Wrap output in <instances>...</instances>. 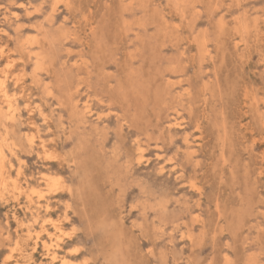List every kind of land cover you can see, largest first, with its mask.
I'll use <instances>...</instances> for the list:
<instances>
[{"label":"rangeland","instance_id":"1","mask_svg":"<svg viewBox=\"0 0 264 264\" xmlns=\"http://www.w3.org/2000/svg\"><path fill=\"white\" fill-rule=\"evenodd\" d=\"M22 2L0 0L22 186L0 197V264L57 240L53 264H264V0Z\"/></svg>","mask_w":264,"mask_h":264},{"label":"bare ground","instance_id":"2","mask_svg":"<svg viewBox=\"0 0 264 264\" xmlns=\"http://www.w3.org/2000/svg\"><path fill=\"white\" fill-rule=\"evenodd\" d=\"M29 2V0H23V2L20 4V5H22V7H26L27 6V3ZM180 2V1H179ZM184 2V1H183ZM190 2V1H189ZM238 2V1H237ZM170 3V2H169ZM134 4H135V0H129V2H128V5L130 6V7H133L134 6ZM191 4V3H190ZM195 4V3H194ZM213 4V3H212ZM187 5V4H186ZM168 6V5H167ZM178 6V5H177ZM193 7V6H192ZM191 8V7H190ZM198 9V8H197ZM176 10H178V9H176ZM173 11V10H172ZM187 11V10H186ZM197 11V10H196ZM199 11V10H198ZM210 14V13H209ZM17 15H14L13 16V14H12V17H16ZM11 18V16H9V15H7L6 13H4V19L5 20H8V19H10ZM226 19V18H225ZM126 22H127V20H126ZM128 23V22H127ZM137 25H138V23H136ZM85 25V24H84ZM141 27L142 26H144V23H141V24H139ZM179 25V24H178ZM82 27V26H81ZM246 27V26H245ZM248 27V26H247ZM247 29V28H246ZM83 30V29H82ZM85 32V31H84ZM165 33V32H164ZM216 33V32H215ZM117 34V33H116ZM250 34V33H249ZM254 34V33H253ZM259 34V33H258ZM62 35V34H61ZM187 35V34H186ZM257 35V34H256ZM39 36V35H38ZM71 36V35H70ZM27 36H24V38H23V41H24V39L26 38ZM262 37V36H261ZM33 38V37H32ZM31 38V39H32ZM254 38V37H253ZM27 40H28V37L26 38ZM25 39V40H26ZM40 39V38H39ZM94 39V38H93ZM262 39V38H261ZM260 39V40H261ZM33 40V39H32ZM35 40V39H34ZM56 40H57V38H56ZM36 41V40H35ZM40 41V40H39ZM174 41V40H173ZM188 41V40H187ZM229 41V40H228ZM31 42V40L28 42V46L29 47H31L32 46V42ZM37 42V41H36ZM254 42V41H253ZM33 43H34V41H33ZM67 43V42H66ZM68 44V43H67ZM64 45V44H63ZM216 45V44H215ZM17 47V46H16ZM259 48V47H258ZM255 49V48H254ZM259 50V49H258ZM36 51H38V50H36ZM35 51V52H36ZM39 52V51H38ZM20 53V52H19ZM26 53V52H25ZM124 53H126V52H124ZM29 54L30 55H32L34 58H35V68L37 69V70H39L40 68H42L41 67V65H43V64H41V61L43 62V60H42V57H41V55L40 54H38V53H31V51L29 50ZM127 54V53H126ZM260 56V55H259ZM44 58H45V56H43ZM23 58V57H22ZM146 60V59H145ZM13 61V60H12ZM44 63V62H43ZM7 64H9V66L12 64L11 62L10 63H7ZM35 69V70H36ZM44 69V68H43ZM48 73V72H47ZM52 74V73H51ZM17 76V75H16ZM7 77L6 76H3V77H0V96H2L3 97V99H4V101L7 103L6 104V109H7V111H8V114H5V116H3V114H1L0 116H3L2 118L4 119V121H10V122H14V121H16V119H18V116H20L19 115V113H18V107L15 105L16 104V102H15V104L13 103V100H12V98L11 99H7V97H8V91H7V86H6V82H7ZM34 80V79H33ZM61 80V79H60ZM130 80V79H129ZM204 81V80H203ZM204 83V82H203ZM79 85V84H78ZM200 88H202V86L200 87ZM80 91V90H79ZM136 93V92H135ZM69 94V93H68ZM15 96V95H14ZM71 97H72V95H71ZM10 98V97H9ZM15 100V99H14ZM16 100H17V98H16ZM70 100V99H69ZM142 100V99H141ZM194 100V99H193ZM192 100V101H193ZM253 102V101H252ZM143 103H144V101H143ZM205 103V102H204ZM253 105H254V102H253ZM255 107V106H254ZM86 108V107H85ZM87 109V108H86ZM5 110V109H4ZM72 110V109H71ZM74 110V109H73ZM75 112H76V110H75ZM4 113V112H3ZM82 113H83V111H82ZM257 113V112H256ZM259 113V112H258ZM88 114V113H87ZM260 115V114H259ZM20 118V117H19ZM80 118V117H79ZM143 120V119H142ZM18 121V120H17ZM81 121V120H80ZM263 121V120H262ZM2 122H1V120H0V124H1ZM7 123V122H6ZM5 123V124H6ZM23 123V122H22ZM10 124V123H9ZM13 124V123H12ZM80 124H81V122H80ZM8 125V124H7ZM2 126V125H1ZM31 126L33 127V123H31ZM31 126H30V128H31ZM173 126H179L180 127V125H179V123H173ZM5 127V126H4ZM3 127V128H4ZM172 127V126H171ZM6 131H7V129H5ZM10 130V129H9ZM1 131H2V129H1ZM82 131V130H81ZM115 131V130H114ZM3 132V131H2ZM10 132H12V131H10ZM27 132V131H26ZM11 134V133H10ZM15 134V133H14ZM19 134V133H18ZM89 135V134H88ZM90 136V135H89ZM1 137V136H0ZM25 137H26V134H25ZM13 138V137H12ZM29 141L28 142H30V144H33V142H34V138H32V136L30 137L29 136ZM257 138V137H256ZM14 139V138H13ZM27 139V138H26ZM85 141H86V139H85ZM20 143V142H19ZM197 143V142H196ZM21 144V143H20ZM11 145H14L15 147H17L14 143H12V142H10V140H9V137H8V133L7 132H5V135L2 137V140H1V142H0V197L3 195V193L4 192H6L7 190H21L22 189V186L21 185H18L17 184V180L15 181L12 177H11V175H10V171L8 170V164H7V160H8V155H7V149H8V151L11 153V154H13V150H12V148H10L11 147ZM28 146H30V145H28ZM21 147V146H20ZM31 147V146H30ZM20 149V148H19ZM21 150V149H20ZM19 150V151H20ZM139 150H141V149H139ZM138 150V151H139ZM15 151H16V149H15ZM16 153V152H15ZM46 155V154H45ZM15 156H16V154H15ZM116 157V156H115ZM114 157V158H115ZM139 158H142V155L139 157ZM141 160V159H140ZM21 161V160H20ZM71 162H72V160H71ZM12 163V162H11ZM13 164V163H12ZM247 169V168H246ZM17 170H18V168H17ZM10 172V173H9ZM45 180H46V187L48 188V189H50V190H54V189H57V188H59L60 187V181H59V179L58 178H56V177H54V176H51V175H47V178H45ZM68 189H69V187H68ZM67 189V190H68ZM33 190V189H32ZM30 190L31 191V193H35V191L36 190ZM70 191V190H69ZM38 194H40V192L38 193ZM38 194H37V196H38ZM41 194H43V192L41 193ZM40 196V195H39ZM28 197V196H27ZM41 197V196H40ZM30 198V197H29ZM152 203V202H151ZM167 203V202H166ZM48 208H49V204L47 203L46 205H45V210H48ZM236 211V210H235ZM14 214V213H13ZM15 215V214H14ZM15 218V220L18 222L19 221V218H17V217H14ZM8 219V218H7ZM6 219V220H7ZM53 225V224H52ZM45 228V227H44ZM239 228V227H238ZM28 230V229H27ZM6 232H8V231H6ZM125 234V233H124ZM195 235V234H194ZM8 237V236H7ZM258 237V236H257ZM36 238H39V233L37 232V234H36ZM60 238V237H59ZM50 239H51V237H50ZM119 239V238H118ZM60 240H61V238H60ZM35 241V240H34ZM54 241V240H53ZM11 242V241H10ZM44 242V241H43ZM36 243H37V241H35V245H36ZM55 243V242H54ZM10 244H12V243H10ZM55 245V247L54 248H52V249H50V244H49V246L46 248V255H47V260H46V262H45V264H53L55 261H57V259H59V250L61 249V243L57 240V242L54 244ZM7 246V245H6ZM18 247V246H17ZM52 247V246H51ZM124 247V246H123ZM20 248H22V247H20ZM14 249V248H13ZM12 249V251H14ZM11 250V249H10ZM152 250V249H151ZM78 250L77 249H75L74 250V252L76 253ZM10 255H12V254H10ZM115 255L113 254L112 256H109L110 258V260L112 261V262H114V257ZM9 257V256H8ZM11 258H13V257H11ZM60 260V259H59ZM8 261V260H7ZM116 262V261H115ZM114 262V264H116ZM68 263V260L66 259V257H64L63 259H61V264H67ZM13 264V263H12Z\"/></svg>","mask_w":264,"mask_h":264}]
</instances>
